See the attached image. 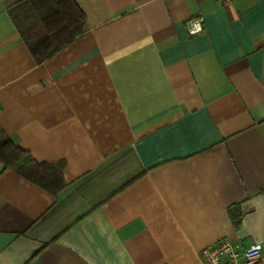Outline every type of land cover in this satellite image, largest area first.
I'll return each mask as SVG.
<instances>
[{
  "label": "crops",
  "instance_id": "0c3cea01",
  "mask_svg": "<svg viewBox=\"0 0 264 264\" xmlns=\"http://www.w3.org/2000/svg\"><path fill=\"white\" fill-rule=\"evenodd\" d=\"M22 1L0 0V131L62 185L0 161V264H203L222 238L264 244V0H74L83 34L41 63Z\"/></svg>",
  "mask_w": 264,
  "mask_h": 264
},
{
  "label": "trees",
  "instance_id": "16d2710c",
  "mask_svg": "<svg viewBox=\"0 0 264 264\" xmlns=\"http://www.w3.org/2000/svg\"><path fill=\"white\" fill-rule=\"evenodd\" d=\"M13 19L33 57L41 63L79 38L85 15L74 0H24L11 9ZM0 161L15 167L26 178L53 192L62 185L50 176L62 166L39 164L4 138L0 131Z\"/></svg>",
  "mask_w": 264,
  "mask_h": 264
},
{
  "label": "built area",
  "instance_id": "2783aa9c",
  "mask_svg": "<svg viewBox=\"0 0 264 264\" xmlns=\"http://www.w3.org/2000/svg\"><path fill=\"white\" fill-rule=\"evenodd\" d=\"M224 3L230 0H222ZM191 35L203 31L200 18H191L187 22ZM203 264H261L264 261V244L254 242L247 248L235 245L230 239L222 238L216 243L203 248L200 252Z\"/></svg>",
  "mask_w": 264,
  "mask_h": 264
}]
</instances>
